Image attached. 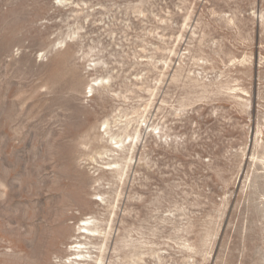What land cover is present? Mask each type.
<instances>
[{
	"label": "rangeland",
	"instance_id": "obj_1",
	"mask_svg": "<svg viewBox=\"0 0 264 264\" xmlns=\"http://www.w3.org/2000/svg\"><path fill=\"white\" fill-rule=\"evenodd\" d=\"M0 264H264V0H0Z\"/></svg>",
	"mask_w": 264,
	"mask_h": 264
},
{
	"label": "bare ground",
	"instance_id": "obj_2",
	"mask_svg": "<svg viewBox=\"0 0 264 264\" xmlns=\"http://www.w3.org/2000/svg\"><path fill=\"white\" fill-rule=\"evenodd\" d=\"M121 144V143H120ZM88 225V223L87 222H84V224H83V227H82V229H85L84 230V232L82 231V234H84V233H88V232H92L91 230H89V229H87L86 228V226ZM89 234V233H88ZM92 234H94V233H92ZM74 249L76 250V249H78L76 246L74 247ZM80 256V255H79Z\"/></svg>",
	"mask_w": 264,
	"mask_h": 264
}]
</instances>
